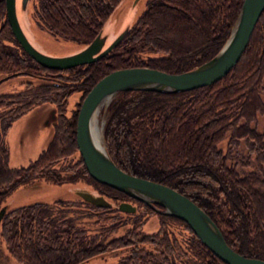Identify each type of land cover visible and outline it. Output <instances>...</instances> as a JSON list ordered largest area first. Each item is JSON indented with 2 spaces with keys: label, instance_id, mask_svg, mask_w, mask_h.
Returning a JSON list of instances; mask_svg holds the SVG:
<instances>
[{
  "label": "trees",
  "instance_id": "1",
  "mask_svg": "<svg viewBox=\"0 0 264 264\" xmlns=\"http://www.w3.org/2000/svg\"><path fill=\"white\" fill-rule=\"evenodd\" d=\"M240 2L149 0L135 23L111 50L94 61L54 69L38 64L12 38L7 27L3 0H0V73L10 74L1 77L0 81L22 74L41 78L35 83L24 80L21 88L0 92V138L12 119L43 102L51 104L47 111L51 112L49 123L53 128L47 146L24 166H7L6 148L0 140V201L11 189L35 178L61 181L57 173L50 172L48 167L56 159L77 150L74 124L80 99L72 115L67 117L63 113L65 99L71 92L78 90L80 96L83 95L96 79L118 67L140 65L174 73L202 63L219 47ZM35 3L34 12L48 29L56 30L81 44L98 33L105 15L115 4L114 0H36ZM166 13L183 17L168 19ZM143 51L160 54L143 58L140 55ZM263 75L264 8L239 57L223 75L209 84L182 91H119L107 104L108 121L102 131L110 159L116 166L128 173L166 184L186 195L215 223L233 250L262 260L264 174L260 172L259 178L252 170L248 174H238L232 163L235 160L232 151H235V141L244 139L248 142L246 151L256 153L257 148L260 157L256 161H264V128L258 133L249 125L256 112L264 109V100L259 96L264 89L261 81ZM219 129L229 130V146L226 147L228 157L225 160V155L220 154L221 150L216 147ZM142 131L147 134V150L148 146H154L161 160H150L148 165H142L140 160L132 157L130 162L126 160L129 154L139 152L138 147H132L135 145L129 143L128 138H131L128 136L141 135ZM173 135L181 139L183 148L175 160L159 155L161 150L156 140L157 136L160 139ZM112 147L117 150L124 147L125 153L115 158ZM214 157L218 161L213 160ZM78 158L81 171L86 173L89 182L104 188L108 193L106 195L113 200L123 194L92 179L80 156ZM167 163L171 167L165 168ZM183 173L189 176L179 177ZM189 173L203 176L204 179L193 178ZM124 198L131 199L127 195ZM205 203L212 207H204ZM51 205L45 201H32L5 210L1 215L0 234L8 252L19 264H78L101 251L119 249L121 246H128V251L120 255L115 264H180L167 261V255L174 250L181 252V249L180 245L174 247L179 244L174 236L170 238L160 229L164 227L163 224L153 233H142L134 229L138 224L134 217L131 230H125L123 234L114 233L113 237L108 238L107 228L97 223L94 224L98 226L94 227L87 219L92 213L82 212L83 207L87 210L95 208L89 202H72L69 203L70 207L59 202ZM100 210L95 216L100 217L102 222L106 218L115 219L119 212L109 207L106 208V216L103 209ZM163 216L177 221L187 231L188 247L194 258L198 257V261H193V264H226L200 242L183 220L168 214ZM218 219L224 220L228 228L219 224ZM106 226L113 232L112 224ZM223 229L231 230V234L242 230L246 233L230 237ZM254 233L260 237L254 239ZM122 235L124 240L121 241ZM143 243L151 244L152 248L147 249Z\"/></svg>",
  "mask_w": 264,
  "mask_h": 264
},
{
  "label": "rangeland",
  "instance_id": "2",
  "mask_svg": "<svg viewBox=\"0 0 264 264\" xmlns=\"http://www.w3.org/2000/svg\"><path fill=\"white\" fill-rule=\"evenodd\" d=\"M36 0H25L24 4L21 5L20 0H15V9H16V17L20 27L26 37L33 43V45L39 49L40 51L50 54V55H64L71 53L82 45L81 43L74 42L70 39V37L63 36L55 32L56 30L48 29L46 24L40 21L38 15L36 16L34 10H36L35 5L33 2ZM149 0H114V3L110 9L108 15L104 17L100 28L97 30L100 35H104L107 37L108 41L111 39L118 31L122 28L126 30L129 29L136 21L138 16L142 13L146 4ZM238 11V10H237ZM183 12V11H181ZM38 14L40 15L39 11ZM237 15V13H236ZM235 15V17H236ZM183 17L182 15H179ZM178 15L173 16L170 13H166V17L170 19L171 17L176 19L179 18ZM235 19V18H234ZM234 19L232 21H234ZM233 23V22H232ZM8 27V26H7ZM231 26L228 28L227 34L224 36L222 42L220 43L217 50L221 47L223 42L225 41L226 37L228 36ZM9 29V27H8ZM10 31V30H9ZM126 33V31H125ZM10 35L12 36L11 32ZM13 38V37H12ZM14 41V39H13ZM105 41V42H106ZM11 45L12 42H9ZM18 50V49H17ZM216 50V51H217ZM215 51V52H216ZM20 52V51H18ZM214 52V53H215ZM213 53V54H214ZM160 53L154 51H143L140 55L144 57H155L158 56ZM212 54V55H213ZM211 55V56H212ZM200 64V63H199ZM197 64V65H199ZM197 65H194L197 66ZM10 75V74H7ZM5 74L0 73V78L7 76ZM24 80L32 81V83L39 82L41 78L36 77L35 75L29 74H22L21 76H14L12 78L8 77L7 79L4 78L0 81V92L8 91L12 88H21ZM262 85L264 86V75L261 78ZM131 93V92H129ZM118 94V93H117ZM113 95L110 99H112ZM132 94V93H131ZM84 95V94H83ZM81 95V96H83ZM80 91H73L71 92L65 99L63 113L67 117L72 115L73 110L76 108V103L81 100ZM198 98H203L202 96H197ZM261 99L264 100V89L260 92ZM204 99V98H203ZM109 102V101H108ZM107 102V104H108ZM107 104L105 106H100L96 113L97 124L100 127V132L102 134L104 125L108 121V110ZM51 107L50 102H43L38 103L32 106L26 112L20 114L19 116L12 119L9 124L7 125L3 135H1L0 140L2 139V144L5 145L6 152H5V160L7 166L10 167H19L26 165L31 159H33L38 152L47 146L49 140L53 135V128L52 124H47L45 119L47 118L48 113L46 110ZM103 107V108H102ZM100 109V110H99ZM250 127H254L256 132L260 133L264 128V109L261 112H256L254 119L249 121ZM228 133L229 130H221L217 134V141L216 147L221 150L220 154L222 153L224 156V160L228 157V153L226 147L228 148ZM130 137L131 139H129ZM128 140L130 144L138 147L139 152H135L133 155H128L126 160L129 162L131 161L130 157L135 160H140L142 165H148L150 160H155L161 158L156 154L157 150L154 146H148L147 150V134L145 131L141 132V135H133L128 136ZM103 148L110 158L109 152L106 147L104 135L101 136ZM235 141V160L232 162L234 165V169L238 174H248L249 171L256 172V176L258 177L260 172L264 174V161L257 162L256 158L259 156L260 153L256 148V153L253 151L247 152L248 150V142L244 139ZM158 149L161 150L159 155L161 157H166L169 159L175 160L180 153L183 152V148L181 147V139H178L176 135L173 137H163L158 138ZM153 151V152H152ZM112 155L117 158L118 155L120 156L124 152V147H120L118 150L114 147L111 148ZM155 153L150 155V153ZM231 152V153H232ZM232 155V154H231ZM254 155V157H253ZM78 152L72 151L69 155L56 159L55 161L49 164L48 169L50 172L57 173V177L60 178L61 181L55 182L44 178H35L33 181L28 182L26 184H21L13 189H11L6 195L3 196V199L0 201V207L8 210L12 207L29 203L32 201H45V203L49 206L54 202H59L63 206L70 207L69 203L82 201L83 199L77 194L78 191H86L90 192L93 195H101L105 201L107 202L106 206H100L95 208H89L88 210L83 207L82 212L89 214L88 220L92 222L94 227L100 224L107 228L106 233L109 237H113L114 233L120 234L125 232V230H131L134 227V224L131 223V220L136 217L137 225L134 227L135 230L142 232V233H153L157 231L163 224L164 227L160 228L166 232L168 237H175L176 241L179 244H175L174 247L180 245L181 252L177 250L172 251L169 255H167V261L173 263H180V264H193V261H198V257L194 258L192 255L188 245L187 239V231L183 229V227L177 221L173 219H168L161 212V207L154 205L156 209L151 208L148 204H143L144 202L136 201L132 197L124 198V195H127L123 192L120 196L113 200L106 194L107 191L104 188L92 184L89 182V178L86 173L81 171V164L78 163ZM231 159V156H230ZM213 160L218 161L215 157ZM153 161V163L155 162ZM174 163V161H171ZM163 164V163H162ZM155 166H157L155 164ZM171 167V165L165 164V168ZM191 177L203 180V176L197 177L195 173H189ZM77 176V177H76ZM189 176L188 173H183L179 175L181 178H185ZM255 176V181H256ZM76 177V178H74ZM190 178V177H189ZM259 178V177H258ZM75 179V180H72ZM98 189H101L102 192H99ZM218 192V191H216ZM128 196V195H127ZM120 201H128L132 205H137L136 211L133 214H128L124 211H119L116 215L115 219L113 218H106L104 222H102L100 217H97V213H100L101 210L104 211L103 213L108 215L106 208L114 207L117 209V204ZM58 205V204H57ZM73 205V204H72ZM109 206V207H107ZM204 207H212V205L205 203ZM217 206V205H213ZM58 206H55L57 208ZM106 207V208H105ZM105 208V209H104ZM213 211H216L215 208H212ZM55 210V209H54ZM138 218V219H137ZM98 219V220H97ZM219 224H222L224 228L227 227V223L222 220L218 219ZM91 223L88 222V226ZM113 227V232L109 230V227L106 225H111ZM132 224V227H131ZM228 228V227H227ZM253 228V227H252ZM226 234H230V237L235 235H241V233L245 234V231H235V233L231 234V230L223 229ZM87 232H92V230H88ZM248 232H252L248 230ZM88 234V233H87ZM86 234V235H87ZM256 235V237H255ZM124 235L121 237V241ZM259 234L254 233V239H258ZM144 246L147 243H143ZM248 245V242H247ZM142 246V247H144ZM140 247V246H139ZM152 245L148 244L147 249H151ZM107 249V248H106ZM128 246H121L119 249H107L106 251H101L100 253L80 262L78 264H115L117 262L118 257L127 253ZM0 264H19L16 262L14 257L10 255L8 252L4 242L3 237L0 234Z\"/></svg>",
  "mask_w": 264,
  "mask_h": 264
},
{
  "label": "water",
  "instance_id": "3",
  "mask_svg": "<svg viewBox=\"0 0 264 264\" xmlns=\"http://www.w3.org/2000/svg\"><path fill=\"white\" fill-rule=\"evenodd\" d=\"M24 2L25 0H20L21 5ZM3 5L9 30L15 41L29 57L48 68L64 69L94 61L111 50L126 31L122 28L108 41L106 36L96 33L88 42L83 43L80 48L71 53L50 55L37 49L22 31L16 17L15 0H3ZM263 8L264 0H241L230 32L221 47L195 67L173 73L136 65L118 67L104 73L86 90L78 104L75 116V145L83 166L92 179L122 191L150 205L153 209H156L154 205L160 206L162 213L183 220L200 242L226 264H264V260L233 250L225 242L215 223L186 195L166 184L128 173L116 166L106 154L103 145L102 149H99L92 141L89 123L92 114L100 106H105L119 91L139 89L163 92L182 91L216 80L239 57ZM50 118L51 112L45 119L47 124ZM77 194L84 201L94 205L107 204L101 195H93L86 191H78ZM117 208L133 211L134 206L128 201H120ZM3 212L4 208L0 207V217Z\"/></svg>",
  "mask_w": 264,
  "mask_h": 264
},
{
  "label": "bare ground",
  "instance_id": "4",
  "mask_svg": "<svg viewBox=\"0 0 264 264\" xmlns=\"http://www.w3.org/2000/svg\"><path fill=\"white\" fill-rule=\"evenodd\" d=\"M96 113L97 111H95L91 116L90 123H89V132H90V136L94 144L99 149H102V139H101L102 134L100 132L101 131L100 127L97 124Z\"/></svg>",
  "mask_w": 264,
  "mask_h": 264
},
{
  "label": "flooded vegetation",
  "instance_id": "5",
  "mask_svg": "<svg viewBox=\"0 0 264 264\" xmlns=\"http://www.w3.org/2000/svg\"><path fill=\"white\" fill-rule=\"evenodd\" d=\"M36 3H35V1L33 2V5H35ZM112 195V194H111ZM114 196V195H113ZM90 203V202H89ZM90 204H92V203H90ZM92 205H94V204H92ZM107 204H105V205H100V206H106ZM96 207H100V206H98V205H95ZM134 206V205H133ZM107 207H109V206H107ZM106 208V207H105ZM135 206H134V209H133V211H135ZM117 210H119L118 208H117ZM119 211H123V210H119ZM133 211H124V212H128V213H130V212H133ZM157 211V210H156ZM106 251V250H105ZM83 262V261H82Z\"/></svg>",
  "mask_w": 264,
  "mask_h": 264
}]
</instances>
